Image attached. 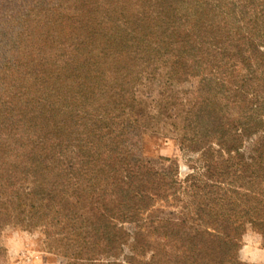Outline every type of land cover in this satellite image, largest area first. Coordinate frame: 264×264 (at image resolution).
Masks as SVG:
<instances>
[{
    "label": "trees",
    "instance_id": "obj_1",
    "mask_svg": "<svg viewBox=\"0 0 264 264\" xmlns=\"http://www.w3.org/2000/svg\"><path fill=\"white\" fill-rule=\"evenodd\" d=\"M151 137L196 156L185 179ZM10 225L71 264H248L264 0H0V264Z\"/></svg>",
    "mask_w": 264,
    "mask_h": 264
},
{
    "label": "rangeland",
    "instance_id": "obj_2",
    "mask_svg": "<svg viewBox=\"0 0 264 264\" xmlns=\"http://www.w3.org/2000/svg\"><path fill=\"white\" fill-rule=\"evenodd\" d=\"M177 86L176 88H178ZM158 91L159 89L155 87ZM145 151L153 159L169 157L174 159L179 170V178H186L192 171L190 168L195 155H184L177 142L171 137H151L145 142ZM194 158V159H192ZM161 159V158H159ZM192 159V160H191ZM165 161V165L169 162ZM127 227H130L127 225ZM1 244L7 249L6 264H71V249L61 246L53 252L46 248L45 234L41 228L26 229L18 225H10L3 230ZM240 258L248 264H264V247L262 236L249 229L243 236L239 251Z\"/></svg>",
    "mask_w": 264,
    "mask_h": 264
}]
</instances>
